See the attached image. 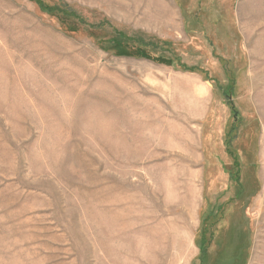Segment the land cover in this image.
Here are the masks:
<instances>
[{"label":"rangeland","instance_id":"obj_1","mask_svg":"<svg viewBox=\"0 0 264 264\" xmlns=\"http://www.w3.org/2000/svg\"><path fill=\"white\" fill-rule=\"evenodd\" d=\"M42 3L0 0V264H264V0Z\"/></svg>","mask_w":264,"mask_h":264},{"label":"trees","instance_id":"obj_2","mask_svg":"<svg viewBox=\"0 0 264 264\" xmlns=\"http://www.w3.org/2000/svg\"><path fill=\"white\" fill-rule=\"evenodd\" d=\"M33 1L37 2L42 9H44V10L46 9L45 6L42 3V0H33Z\"/></svg>","mask_w":264,"mask_h":264},{"label":"bare ground","instance_id":"obj_3","mask_svg":"<svg viewBox=\"0 0 264 264\" xmlns=\"http://www.w3.org/2000/svg\"><path fill=\"white\" fill-rule=\"evenodd\" d=\"M170 234V233H169Z\"/></svg>","mask_w":264,"mask_h":264}]
</instances>
